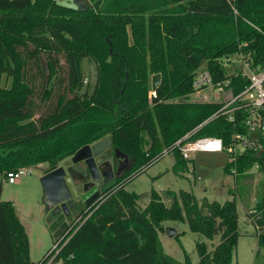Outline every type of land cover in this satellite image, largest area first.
Masks as SVG:
<instances>
[{
  "label": "trees",
  "instance_id": "1",
  "mask_svg": "<svg viewBox=\"0 0 264 264\" xmlns=\"http://www.w3.org/2000/svg\"><path fill=\"white\" fill-rule=\"evenodd\" d=\"M55 1L0 0L1 180L41 164L47 173L107 136L110 149L140 172L194 128L192 138H218L223 149L233 133H246L244 110L229 122L213 117L221 102L188 97L201 66L213 83L228 80L231 97L248 81L227 74L223 60L240 55L251 69L264 70V0H87L83 11ZM83 61L93 67L92 84L83 83ZM154 74L160 81L150 98ZM259 142L261 150L237 154L224 173L256 166L264 174V136ZM173 154V169L186 168L188 161ZM164 195L167 206L151 190L141 207L138 195L119 186L78 212L56 251L38 264H190L187 256L179 263L162 254L157 232L168 221L185 223L208 241L218 236L210 249L195 244L196 264H231L238 238L234 200L197 201L184 191ZM254 210L256 244L264 247V182ZM55 219L49 230L59 225L66 231L62 217ZM0 264H34L12 203L1 200Z\"/></svg>",
  "mask_w": 264,
  "mask_h": 264
},
{
  "label": "rangeland",
  "instance_id": "2",
  "mask_svg": "<svg viewBox=\"0 0 264 264\" xmlns=\"http://www.w3.org/2000/svg\"><path fill=\"white\" fill-rule=\"evenodd\" d=\"M239 64L240 61L235 55L230 57L225 65L226 72L233 71ZM82 67L85 82L92 84L94 81L93 67L84 61ZM3 85H8V81L4 78ZM215 95L214 91L208 90L188 98L190 101H215ZM228 96L227 93L224 94V97ZM109 151H112L110 147L104 151L105 156L96 164L99 168L108 166L106 159ZM191 158L193 163L188 162L186 168L177 167V169H173V153L164 155L140 172L138 168L133 167L132 163L128 171L116 182L114 190L123 186L124 191L138 195L137 204L141 207L148 202L151 190L161 196L166 206L170 200L167 195H164L165 191L189 192L197 201L206 199L220 204L233 199L237 214L238 238L231 264H264V247L256 244L258 231L252 218L255 211L254 205L261 198L264 174L259 172L255 166L242 174L224 173L222 167L227 161V156L223 152H196L190 154ZM57 167H62L71 180L76 178L80 172L72 166L70 158L60 162ZM47 169L46 164L31 167L29 174L14 184H8L0 178V200L12 203L14 212L28 239L29 259L34 264H38L50 251H56L64 235L77 223V213L83 209L82 204L75 201L66 204L67 214H64L61 209L57 213L47 209L39 184V178L45 174ZM75 185L78 183L75 182ZM77 192L78 195L82 193L81 185L77 186ZM56 216L62 217L63 228L67 226L66 231L60 229L59 225L54 227L55 231L49 230L48 226L56 223ZM161 226L163 231L157 232L161 252L175 262L182 263L184 256H187L190 264H196L198 257L195 244L203 242L210 249L218 241V236L208 241L199 234L191 233L185 223L168 221L163 222ZM167 227L172 228L177 236L168 237L165 234Z\"/></svg>",
  "mask_w": 264,
  "mask_h": 264
},
{
  "label": "built area",
  "instance_id": "3",
  "mask_svg": "<svg viewBox=\"0 0 264 264\" xmlns=\"http://www.w3.org/2000/svg\"><path fill=\"white\" fill-rule=\"evenodd\" d=\"M232 9V8H231ZM232 13L235 11L232 9ZM240 64L231 72L227 74L240 75L248 81V84L235 96L224 97L225 87L228 84V80L213 83L212 77L205 66H201L194 72L192 79V95H198L201 92L212 90L216 93V100L214 102H221L222 105L214 114L213 117L218 115L226 116V120L233 121V113L238 110L245 111V118L243 120V126L245 127V134L241 135L233 133L230 137V144L227 148L223 149L220 139L215 137H200L192 138L197 128L187 132L181 138L170 144L168 147L162 149L155 157L150 160L149 165L156 162L158 159L168 153L178 152L179 156L183 160H190V154L196 152L200 153H220L223 152L227 156V164L233 163L237 154L244 150L258 151L261 150L262 145L259 142L260 136H264V70L251 69L249 63L245 58L240 55H236ZM229 61L223 60L222 65L225 66ZM85 79L83 83H85ZM149 97L154 98V90L149 91ZM252 133L257 134V140H252L249 135ZM256 167V166H255ZM234 172V168L230 170ZM29 174V168L18 169L13 172H9L5 176V182L8 184H14L17 180L25 177ZM115 188V187H114ZM114 188L112 190H114Z\"/></svg>",
  "mask_w": 264,
  "mask_h": 264
},
{
  "label": "water",
  "instance_id": "4",
  "mask_svg": "<svg viewBox=\"0 0 264 264\" xmlns=\"http://www.w3.org/2000/svg\"><path fill=\"white\" fill-rule=\"evenodd\" d=\"M55 4L61 8L70 9L73 11H83L89 8L87 0H56ZM159 74L151 75L149 78V87L154 90L159 85ZM249 137L256 141L257 134L252 133ZM111 146V137L107 136L93 144L86 145L78 149L71 157L70 162L83 168L84 165L87 172L91 176V182H96L97 178L103 176V172L99 168H96V164L105 156L106 151ZM113 156L118 160H126V157L120 153L117 149L112 150ZM108 178L103 176L100 184L105 183ZM39 184L43 193V201L47 209H51L53 212H58L59 209L63 210L64 214H67L66 201L75 198L77 196L74 185L69 175L65 173L62 167H56L55 169L43 174L39 178ZM115 187V181L111 180L100 188L98 192L95 188L86 190L83 188V194L80 196V202L83 208H89L94 206L101 200L111 189ZM165 234L168 237L175 236L176 232L170 228H165Z\"/></svg>",
  "mask_w": 264,
  "mask_h": 264
},
{
  "label": "flooded vegetation",
  "instance_id": "5",
  "mask_svg": "<svg viewBox=\"0 0 264 264\" xmlns=\"http://www.w3.org/2000/svg\"><path fill=\"white\" fill-rule=\"evenodd\" d=\"M107 159L108 160V166H103L100 167L101 171L103 172V176H105L107 179V181L105 183H101L103 176H100L99 178H97L96 182H91V176L89 175V173L87 172V169L84 165L83 168L78 167L75 164H72V166L76 167L80 172H78V176L76 178L72 179V183L74 185L75 191L77 196L75 198H71L69 200L66 201L65 204H71L72 201L75 202H80V196L83 194V188L85 187L86 190H90L91 188H95V191L98 192L100 190L101 187H103L106 183H108L111 180L118 182L119 178L121 176H123V174L128 171V169L131 167L133 161L126 158V160H118L115 159V157L113 156L112 151H109L107 154ZM96 168L99 170V167L96 165ZM75 182L78 183V185H81V190L82 193L80 195H78L77 192V186L75 185ZM81 203V202H80ZM82 204V203H81Z\"/></svg>",
  "mask_w": 264,
  "mask_h": 264
},
{
  "label": "crops",
  "instance_id": "6",
  "mask_svg": "<svg viewBox=\"0 0 264 264\" xmlns=\"http://www.w3.org/2000/svg\"><path fill=\"white\" fill-rule=\"evenodd\" d=\"M150 88V87H149ZM151 90V89H150ZM188 162L193 163V159L191 158L190 160H188ZM223 168V167H222Z\"/></svg>",
  "mask_w": 264,
  "mask_h": 264
}]
</instances>
